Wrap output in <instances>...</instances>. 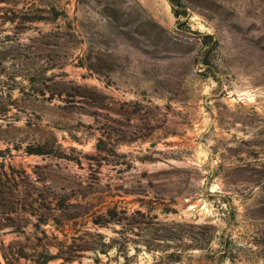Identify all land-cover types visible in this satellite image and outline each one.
Wrapping results in <instances>:
<instances>
[{"label":"rangeland","instance_id":"obj_1","mask_svg":"<svg viewBox=\"0 0 264 264\" xmlns=\"http://www.w3.org/2000/svg\"><path fill=\"white\" fill-rule=\"evenodd\" d=\"M0 0V264H264V0Z\"/></svg>","mask_w":264,"mask_h":264},{"label":"crops","instance_id":"obj_2","mask_svg":"<svg viewBox=\"0 0 264 264\" xmlns=\"http://www.w3.org/2000/svg\"><path fill=\"white\" fill-rule=\"evenodd\" d=\"M144 8H146L155 17H159L160 13L170 14V6L166 0H139Z\"/></svg>","mask_w":264,"mask_h":264},{"label":"trees","instance_id":"obj_3","mask_svg":"<svg viewBox=\"0 0 264 264\" xmlns=\"http://www.w3.org/2000/svg\"><path fill=\"white\" fill-rule=\"evenodd\" d=\"M169 1H170V3L172 4L173 13H174V15L176 16V15H177V12H176V10L174 9V7H175V5L180 6L181 4H180L178 1H175V0H169Z\"/></svg>","mask_w":264,"mask_h":264}]
</instances>
